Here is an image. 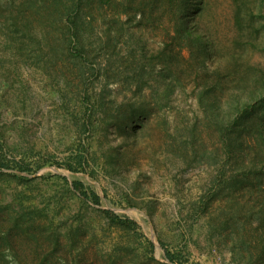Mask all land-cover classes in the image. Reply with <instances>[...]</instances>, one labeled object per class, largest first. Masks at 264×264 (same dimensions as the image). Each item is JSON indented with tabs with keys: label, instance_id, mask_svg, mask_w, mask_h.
<instances>
[{
	"label": "rangeland",
	"instance_id": "obj_1",
	"mask_svg": "<svg viewBox=\"0 0 264 264\" xmlns=\"http://www.w3.org/2000/svg\"><path fill=\"white\" fill-rule=\"evenodd\" d=\"M34 1L37 43L0 9V264H264V1L242 0V33L233 0L190 1L205 70L174 37L176 8L84 0L71 58Z\"/></svg>",
	"mask_w": 264,
	"mask_h": 264
},
{
	"label": "trees",
	"instance_id": "obj_2",
	"mask_svg": "<svg viewBox=\"0 0 264 264\" xmlns=\"http://www.w3.org/2000/svg\"><path fill=\"white\" fill-rule=\"evenodd\" d=\"M84 0H46L43 3L48 4L50 6V9L54 14H57V20L61 18V21L64 24V29L66 30L67 40L64 42L63 47H57L53 53L58 54L60 52H66L67 56H70L71 58H82L84 53V48L82 46V37L79 33V24L78 21H80V12H81V3ZM190 1L191 0H140L137 5L142 10V15H144V10L147 8L149 9V12L153 10H165L170 8V10H173V8H176V11L178 12V19L176 21V28H175V39L180 41L181 48H185L188 52V60L191 59L194 61L195 64H197L200 69L206 68L205 61L210 60V53L215 52V50L212 47L211 40L204 41V38L196 33L191 32L189 30L188 25L186 24V17L187 13L190 10ZM235 2V13H234V23L236 28L238 29V33H242V14L245 12L244 10V3L242 4V0H233ZM263 1L261 0L260 8H262ZM173 2V3H172ZM35 1L34 0H24L19 3V0H0V9L2 7L7 8L10 12L14 13L15 15H11L10 17H7L8 23L5 25L7 29L15 27L19 30V23L22 22V31L25 32L32 40L35 39V42L37 38L34 37V32L31 30V27L29 24V18L25 17V10L28 8H32L34 6ZM107 3H111V0L107 1ZM134 1L131 0H119L115 3H112L113 10H119V6L123 7L124 11L132 10V5ZM173 4V5H172ZM176 4V7H175ZM163 6V8H162ZM196 4L194 5L193 9H196ZM140 10V9H138ZM19 17H21L22 21H19ZM264 26V23H263ZM264 29V28H263ZM10 33H14V30H10ZM33 34V35H32ZM15 37H11L10 40L14 42H18L19 38L14 34ZM262 39L264 40V31L262 34ZM40 40L43 41L41 38ZM40 44V43H39ZM180 51H183L182 49ZM179 56L181 52H178ZM172 55L169 53L163 54L162 53V60L163 63H166L167 69L165 72L159 74V82L163 85L164 93L168 95L173 90L172 81L170 74H172V71L170 69L169 63L172 62ZM205 70V69H204ZM258 85V88L264 89V86L262 87L263 78L261 79V84L259 83V80L255 81ZM260 84V85H259ZM261 86V87H260ZM253 93V92H251ZM261 140L264 141V133L261 132L260 134ZM75 189L80 190L81 184L78 182H75L73 184ZM81 196H83L85 199L88 198L87 193L80 191ZM91 197L93 198V201L95 203L99 202V198L94 193L91 194ZM103 215L106 218V220L111 224H117L123 227H134L137 228V224L134 222L128 220V219H120L116 215H114L110 211H103ZM150 248H152V244H150ZM166 258L170 262L177 261V257L175 255H172L170 253H166Z\"/></svg>",
	"mask_w": 264,
	"mask_h": 264
}]
</instances>
